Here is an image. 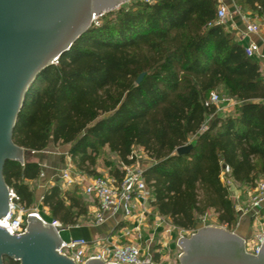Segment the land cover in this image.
Here are the masks:
<instances>
[{"label":"trees","instance_id":"trees-1","mask_svg":"<svg viewBox=\"0 0 264 264\" xmlns=\"http://www.w3.org/2000/svg\"><path fill=\"white\" fill-rule=\"evenodd\" d=\"M233 3L264 22V0ZM219 4L137 1L96 20L31 86L14 144L29 153L50 144L67 147L73 174L91 179L102 178L99 161L112 155L119 164L106 166L118 183L125 167L136 162L133 151L142 149L152 162L143 177L153 216L194 234L212 212L232 232L238 212L220 174L228 167L233 183L251 190L264 180V74L236 31L218 23ZM219 90L236 102L230 115L221 116L209 105ZM185 146L191 150L178 155ZM41 172L29 161L5 167L7 186L27 209L34 202L30 185ZM41 205L62 228L74 218L88 219L79 187L48 186ZM160 259L155 248L151 262ZM4 264L17 263L4 259Z\"/></svg>","mask_w":264,"mask_h":264},{"label":"water","instance_id":"water-1","mask_svg":"<svg viewBox=\"0 0 264 264\" xmlns=\"http://www.w3.org/2000/svg\"><path fill=\"white\" fill-rule=\"evenodd\" d=\"M131 0H0V221L10 213L7 163L25 165L28 151L13 142L25 98L36 79L58 63L96 20ZM141 76L137 83L142 81ZM191 146L177 150L186 154ZM61 228L29 215L20 236L0 227V264H75L59 254ZM179 264H264V243L257 255L246 240L218 227H204L178 242ZM85 264H106L90 259ZM145 264V263H143Z\"/></svg>","mask_w":264,"mask_h":264},{"label":"built area","instance_id":"built-area-1","mask_svg":"<svg viewBox=\"0 0 264 264\" xmlns=\"http://www.w3.org/2000/svg\"><path fill=\"white\" fill-rule=\"evenodd\" d=\"M146 4H152L153 0H138ZM236 16L243 21H249L246 33L240 35V43L245 41L249 35L259 36L264 44V22L252 12H244L238 7L231 13L223 3L219 4L217 9V20L221 25L232 22ZM248 57L255 56L254 47H244ZM220 98L217 93H212L209 99V105L218 106ZM208 105V104H207ZM135 155V154H134ZM137 159V156H135ZM137 162V160H136ZM135 162V164H136ZM134 164V165H135ZM144 170L139 166L125 167V176L122 182L118 183L111 178H87V181L80 176L73 175L70 172L62 173V180L66 189L73 190L76 187H82L85 196L93 198L96 203L97 211L92 220L95 225H101L109 218L120 215L119 222L122 224H136L132 228L125 226L122 237L127 239L125 243L114 241L111 238L89 242L84 239H74L71 243L63 242V246L58 251L73 260L75 264H85L90 259H100L106 264H153L150 258L142 259V247L138 240L142 239V228L147 226L151 217L152 210L149 206L151 193L143 177ZM223 185L230 189L233 180L230 177V169L224 167L220 174ZM60 186L61 183H58ZM58 186V187H60ZM249 210L254 215H259L264 208V180L258 181L256 188L250 192ZM49 215L48 211H46ZM29 215L40 217L46 224L53 228H62L58 221H46L38 212L28 213V209L21 204L20 199L11 191L10 195V213L6 219L0 221V227L5 228L11 236H20L26 228V220ZM82 218H74L73 223L66 228L73 230L79 227ZM240 219H242L240 217ZM156 222L165 224V219L156 218ZM252 251L246 250L252 255H257L261 245L264 243V223L256 228L252 239L250 240ZM145 243H147L145 241Z\"/></svg>","mask_w":264,"mask_h":264},{"label":"rangeland","instance_id":"rangeland-1","mask_svg":"<svg viewBox=\"0 0 264 264\" xmlns=\"http://www.w3.org/2000/svg\"><path fill=\"white\" fill-rule=\"evenodd\" d=\"M138 0H131L129 4L124 6H128L126 8H130L132 4L137 2ZM139 2V1H138ZM123 7V6H122ZM97 22V21H96ZM95 25V23H94ZM229 26V23L226 24ZM220 98V103L217 106V113L221 116L226 114H232L233 107L235 106L236 102L230 99L226 93L222 90L216 92ZM67 147H59L50 144L49 147L40 153H28L25 162H33L39 164L42 172H51V180L49 179L47 182L43 181L44 176L41 172V177L38 182L31 183V188L34 192V202L33 205L28 209V213L38 212L43 219L46 221H51L50 216L47 215L46 210H44L43 206L41 205L42 201V194L44 190L48 186H60L58 183L62 185L59 187L61 190H69L66 189V186L63 184L62 180V173L63 172H74V166L71 163L70 159L67 156ZM135 156H137V162L133 166H139L144 171L150 167L151 161L143 154L142 149H135L134 151ZM106 162H113L114 165L119 164L118 158H115L112 155L106 154L103 156V160L99 161L97 170L102 174L104 178H110L108 173L110 169L106 166ZM121 168V167H120ZM73 175H77L85 179L89 178L87 175L76 173ZM46 179V178H45ZM80 193L84 198V202L88 205V207L93 205V198L89 196H85L83 188L79 187ZM250 198V196H249ZM250 200H248L249 204ZM239 213V211L237 210ZM261 213V211H260ZM245 214V213H244ZM260 215V214H259ZM258 215V216H259ZM156 218H160L158 216H153L149 219L147 226L142 228V239L138 240L141 247H142V259L152 258L154 249L158 248L161 259L160 264H179L178 258L180 256L181 250L178 247V242L182 238H189L192 234H188L179 230H176L169 221L165 220V224H161L160 222H156ZM239 221V219H238ZM218 227L223 228L216 222V217L214 213L210 212L205 219H203L201 225L198 227L199 229L204 227ZM60 237L64 242L71 243L72 240L78 239L79 232L77 230H69L67 228H61ZM252 239V238H251ZM248 240L247 249L249 251L253 250L251 246L250 240ZM145 241L147 243H145Z\"/></svg>","mask_w":264,"mask_h":264},{"label":"crops","instance_id":"crops-1","mask_svg":"<svg viewBox=\"0 0 264 264\" xmlns=\"http://www.w3.org/2000/svg\"><path fill=\"white\" fill-rule=\"evenodd\" d=\"M221 3L225 4L231 13L233 12L234 8H236L233 0H220V4ZM248 24L249 21H243L236 16L233 17L232 22H229L231 28L236 31L237 38L239 40L240 35L242 33H246ZM241 45H243L244 47H254V58L259 61L262 72L264 74V44L262 43V39L259 36L249 35L245 41L241 42ZM42 173L44 176L43 181L47 182L49 179L51 180V172ZM230 192L236 209L239 211V221L232 232L247 241L252 238L258 225L264 223V214L260 213V215L257 216L254 215L253 211L249 210L248 200L251 189L233 183ZM96 211V205L88 207V219L82 218L79 227L73 229L80 231V236L78 237V239H84L89 242L103 240L105 238H111L112 240L118 241L120 243H125L126 241H128L127 239L122 237L125 226L127 225V228H132L136 226V224H133L134 226H132V224L125 223L118 225L117 223L120 219V215H118L117 217L109 218L101 225H95L94 223H92V220L96 214ZM240 217L242 219H240Z\"/></svg>","mask_w":264,"mask_h":264}]
</instances>
